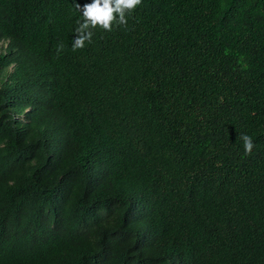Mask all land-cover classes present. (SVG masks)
Masks as SVG:
<instances>
[{
	"label": "trees",
	"instance_id": "obj_1",
	"mask_svg": "<svg viewBox=\"0 0 264 264\" xmlns=\"http://www.w3.org/2000/svg\"><path fill=\"white\" fill-rule=\"evenodd\" d=\"M90 2L0 0V264H264V0Z\"/></svg>",
	"mask_w": 264,
	"mask_h": 264
},
{
	"label": "clouds",
	"instance_id": "obj_2",
	"mask_svg": "<svg viewBox=\"0 0 264 264\" xmlns=\"http://www.w3.org/2000/svg\"><path fill=\"white\" fill-rule=\"evenodd\" d=\"M142 0H91L82 6L74 3L75 8L80 11L82 20L77 21L74 29L75 38L73 39L72 50L83 49L87 43L92 42L93 29L100 28L111 32L114 25H126L127 16L141 5ZM64 45L58 46V52ZM245 155H251L254 143L250 136L243 135Z\"/></svg>",
	"mask_w": 264,
	"mask_h": 264
}]
</instances>
